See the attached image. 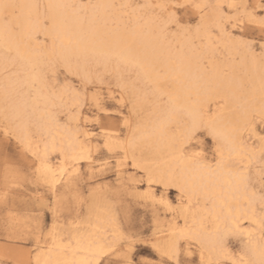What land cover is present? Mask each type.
Returning <instances> with one entry per match:
<instances>
[{"label":"bare ground","instance_id":"6f19581e","mask_svg":"<svg viewBox=\"0 0 264 264\" xmlns=\"http://www.w3.org/2000/svg\"><path fill=\"white\" fill-rule=\"evenodd\" d=\"M117 1L0 0V4L14 6L0 7V72L16 69L14 76L1 82L0 113L23 149L33 156L41 179L53 192L61 186H74L82 160L88 161L90 174H94L96 162L90 153L99 138L108 149L120 147L125 158L146 148L151 161H141L138 166L149 178L147 194L154 201L164 202L172 216L169 229L157 236L161 252L170 255L174 245L184 240L187 252L192 251V243L198 245L200 260L203 254L204 261L227 259L231 264L220 249V241L242 235L243 251L234 255L228 246L231 257L245 255L247 259L255 252L259 259L264 243V216L257 208L264 206L261 197L250 185L240 182L234 169L216 167L205 158L193 161L189 158L192 148L182 152L177 122L193 116L211 122L223 137L220 146L224 158L241 159L242 154L247 167L259 153L250 143L256 123L251 114L258 113L264 104V60L247 48L241 50L242 44L234 41L231 31L220 23V10L204 18L196 31L200 47L192 38H183L177 49L163 42L164 37L157 34L162 29L150 17L141 20L135 16L130 25L123 22ZM252 1L257 7L260 0ZM7 13L9 20L5 19ZM213 23L222 35L220 41L213 36ZM38 34L49 39L48 45L37 43ZM216 42L226 53L224 60L216 57ZM56 63L84 76L91 66L120 74L135 70L138 82L150 87L143 98L153 96L151 114L119 144V137L110 133L98 136L84 126L70 128L53 111L63 102L61 95L47 92L42 72L45 64ZM33 87V97L20 91ZM98 109L102 110L100 106ZM54 153L60 154L58 165L51 158ZM104 167L99 164L97 168L100 171ZM118 176L131 182L121 166ZM154 185L178 190L179 210L173 209L165 192L157 193ZM104 224L103 217L98 216L90 224V233L74 234L68 240L38 239L35 245L39 253L32 264H90L98 253H108L114 247L101 232Z\"/></svg>","mask_w":264,"mask_h":264},{"label":"rangeland","instance_id":"374dc122","mask_svg":"<svg viewBox=\"0 0 264 264\" xmlns=\"http://www.w3.org/2000/svg\"><path fill=\"white\" fill-rule=\"evenodd\" d=\"M221 1L119 0L116 6L123 22L128 25L135 16H140L141 20L152 18L162 29V32L157 33L158 36L164 37L163 42L167 46L177 49L179 41L183 38H192L193 44L200 47V39L195 38L198 30L196 23H200L201 26L204 18L220 10L222 12L220 23L231 31L230 35L234 41L242 44L241 50L247 48L252 54L260 57V44L264 43V29L260 23L264 19L262 7L264 0H260L257 7L252 0ZM86 2L87 0H83V3ZM230 3L248 7L232 9L228 7ZM175 4H184L187 7L172 8L171 6ZM173 12L182 23L191 25V29L188 31L173 29L169 24ZM250 17L254 22H248ZM5 19H10L9 13L5 15ZM211 30L215 40L220 41L222 35L214 23ZM37 43L48 45L49 39L38 34ZM215 44L216 57L224 60L225 51L220 44L217 42ZM175 48L174 50H177ZM236 59L239 60V56ZM42 69L44 79L47 81V92L51 96L61 95L63 102L62 105L55 106L53 111L61 122L70 128L84 126L96 132L98 136L103 132L110 133L119 137L116 141L119 144V141H126L133 128L139 126L152 112L153 96L148 95L145 100L143 98V93L145 91L147 93L150 87L142 86L138 82L135 70L122 71L120 74L114 69L105 70L101 66H91L88 76H84L75 71L70 72L60 63L45 64ZM15 70V67H10L1 71L0 85L3 79L14 76ZM76 84L80 87L74 89L73 86ZM130 86H138L141 92H138L139 88L133 89ZM34 89L36 87L30 91L26 88L20 91L32 95L28 97H33ZM74 97L78 100L74 101ZM97 103L102 110L98 109ZM258 121L259 119L256 120L252 132L254 135L250 134V143L259 151L256 159L251 162L254 170L260 166V149L264 144L261 140V137H264V125ZM202 147L205 152L203 158L214 164L215 142L209 137ZM122 153L123 150L117 146L108 149L99 138L97 147L90 153L96 162L92 167L95 170L94 174H90L92 169L89 168L88 161L82 160L80 176L74 186L68 188L61 186L53 192L41 179L33 156L23 149L0 113V262L32 264L33 258L39 253L35 245L38 239L50 241L59 237L68 240L74 234L90 233L92 228L90 224L98 216L103 217L105 222L101 230L103 236L108 243L114 245L112 251L101 257L103 264H120L125 253L133 260L142 258L167 260L169 254L163 255L157 247V236L169 229L172 216L164 202L154 201L147 194L149 178L145 169L138 166L141 161L143 163L151 161L149 150L145 148L127 158ZM51 158L53 163L59 164V153L52 154ZM99 164H105L100 171L97 168ZM118 166L125 170L126 178H130L131 182L128 179L121 181ZM133 183L137 185V189L133 188ZM154 187L159 194L161 191L165 192L172 203V208L179 210L178 190L172 187L164 188L161 185ZM250 187L261 197L260 184L255 176ZM257 208L261 213L262 205H257ZM262 234L264 236V223ZM227 241L234 255L242 252L245 246L242 235L229 236ZM179 246L178 255L181 261L200 264L196 243H192L190 252L185 250L184 240L179 241ZM229 263L227 259L221 262L204 261V264Z\"/></svg>","mask_w":264,"mask_h":264},{"label":"snow or ice","instance_id":"6c2138e0","mask_svg":"<svg viewBox=\"0 0 264 264\" xmlns=\"http://www.w3.org/2000/svg\"><path fill=\"white\" fill-rule=\"evenodd\" d=\"M0 7L8 8V7H14L11 5L6 4H0ZM172 8H184L187 7V5L184 4H175L171 6ZM194 7H200V5H194ZM229 8H239V7H245L247 8V5H236V4H229ZM264 7V6H262ZM249 23L254 22L253 19L250 17ZM262 29H264V19L260 21ZM170 26L175 30H185L188 31L191 29V25L184 24L181 22L180 18L175 15V13H171V19L169 21ZM235 26V25H234ZM197 29L200 27V23H196ZM260 56L261 59L264 60V43L260 44ZM47 81L45 80V83ZM80 85L76 84L73 86V88H79ZM79 95V93H77ZM84 100H87V96H84ZM259 119V123L261 125H264V104H262L260 111L253 112L251 114L252 122L255 123V121ZM177 126L181 129L180 132V141L179 146L180 150L182 152H188L190 148L196 149L199 148V150H192L190 152V159L193 161L199 162L204 156L205 152L203 149V145L205 141L210 137L212 141L215 142L216 147L214 149V155H213V162L216 167H225L230 170H235V175L238 177L240 182L244 184L246 187L253 184L254 176L258 179L260 184V193H261V201L262 204H264V144H262L260 149V166L257 169H253L251 167V163L249 162V165L247 167L244 166V159L243 155L241 154V159H234L232 157H229L227 159L224 158L223 151L220 146V141L223 139L221 133L218 132L216 127L211 122H205L202 118L199 116H193L188 121H178ZM172 134L175 135L176 129L173 128ZM261 140L264 141V137H261ZM217 156L219 159H217ZM262 216H264V206L261 208ZM262 223H264V220H262ZM123 247V246H122ZM153 248H155V245H153ZM175 250L168 255L167 253H163V255H168L167 260H161V261H155L147 258H142L140 260H133L130 259L128 254H124L123 260L120 261V264H195V262L190 261H181L179 259V244L176 243L174 245ZM220 249L223 253L226 254V258L231 259V264H264V243L261 244L259 248V259H256L255 256L257 255L255 252L252 253V256L249 258H245V255H240L239 258H232L231 253L228 250V241L227 238H222L220 241ZM131 251V248L129 247V252ZM157 251H159L157 249ZM243 251V249H242ZM107 255V253L101 251L98 253L96 259H94L90 264H103L100 257ZM200 264H204V258L203 254H201V261Z\"/></svg>","mask_w":264,"mask_h":264}]
</instances>
